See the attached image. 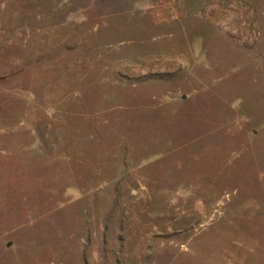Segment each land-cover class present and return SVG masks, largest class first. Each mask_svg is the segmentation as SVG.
<instances>
[{
    "label": "rangeland",
    "instance_id": "374dc122",
    "mask_svg": "<svg viewBox=\"0 0 264 264\" xmlns=\"http://www.w3.org/2000/svg\"><path fill=\"white\" fill-rule=\"evenodd\" d=\"M0 264H264V0H0Z\"/></svg>",
    "mask_w": 264,
    "mask_h": 264
}]
</instances>
